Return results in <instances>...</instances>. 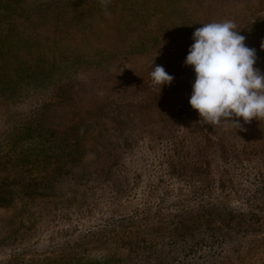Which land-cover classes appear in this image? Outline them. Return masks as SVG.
Segmentation results:
<instances>
[{
    "label": "rangeland",
    "instance_id": "obj_1",
    "mask_svg": "<svg viewBox=\"0 0 264 264\" xmlns=\"http://www.w3.org/2000/svg\"><path fill=\"white\" fill-rule=\"evenodd\" d=\"M3 1L0 15L6 19H0L1 39L18 31L27 39L20 48L8 39L10 47L0 52V80H10L9 85H0V157L26 160L33 151V158L16 168L18 174L0 168V178L9 177L0 196V264H68L82 255L104 263L112 260V254V264L117 259L121 264L171 261L181 252L176 253L177 247L162 234L177 221L175 215L181 213L180 204L191 185L171 173L169 162L177 151L184 154L190 149L193 135L207 134L209 126L202 121L201 128H190L182 113L187 94L184 78L193 68L184 64L194 42L192 34L202 23L234 21L246 37V46L256 49L254 66L264 72V0H111L110 17L105 16L100 0H46L45 7L50 6L54 16L43 6L52 23L38 28L29 24L27 14L41 0L37 5L32 3L36 0H23L26 12L21 13ZM245 9L246 17L241 18ZM67 14L82 22L77 26L70 22L64 31ZM11 19L18 20L13 29L17 31L9 30V21L3 23ZM54 23L60 29L47 43L45 32ZM106 51L113 57L109 67L102 66L104 74L95 69L100 66H91ZM76 55L82 56V64ZM2 57L9 61L6 66ZM47 60L56 63L51 71ZM37 61L39 66L33 67ZM157 65L174 77L160 93L150 76ZM87 66L91 68L85 71ZM46 73L51 82L36 88ZM106 98L114 100L111 106L101 105ZM118 114L126 118L122 129ZM239 120L244 131L225 121L212 126L213 134L239 150L260 148L257 139L264 136V120L254 118L247 124ZM27 123L41 130L13 138V128L18 132L21 125L20 133ZM101 128L110 130L105 148L97 142ZM69 135L76 141L70 140L67 146ZM112 174L119 182L129 179L132 187L115 204H101L110 189L105 178ZM135 210L139 212L134 219L120 220L131 224L113 229L110 216ZM254 235L236 236L233 243L217 237L219 246L212 247L227 248L225 254L229 249L247 251L241 257L240 253L226 255L235 264H264V238L259 237V249L248 253ZM122 240L133 245L118 248L116 243ZM195 242L188 245L195 247Z\"/></svg>",
    "mask_w": 264,
    "mask_h": 264
},
{
    "label": "trees",
    "instance_id": "obj_2",
    "mask_svg": "<svg viewBox=\"0 0 264 264\" xmlns=\"http://www.w3.org/2000/svg\"><path fill=\"white\" fill-rule=\"evenodd\" d=\"M22 1L23 0L9 2L5 0L3 2L8 8H12L15 12L19 11L21 13L26 12V9L21 6ZM37 1L38 0L32 3L35 4ZM41 1L42 4L35 6L34 12L27 14L29 24L36 28L42 27L44 23H46V25H51L52 23L48 19V15L43 12V6H46V0ZM35 5H37V3ZM45 10L53 15V13H51L52 11L50 10V6L49 9L45 7ZM246 11L247 9L242 11L240 16L241 18L246 17ZM71 15L72 14L69 16L67 14L65 16L66 18L64 21L66 24L63 28L64 31H66L70 22H73L75 26H77V24H81L82 22L76 16ZM4 16L6 15H0V19H6ZM6 21H9L8 27L10 31L18 30H13L17 27L18 20H3V23ZM52 26L54 27H52L49 32H45V40L47 43L48 40H52V35L57 34L60 29L57 23L52 24ZM1 36L2 35H0V52L3 51L4 48L10 47L7 45V43H9L8 39L16 41L14 47L19 48L24 45L23 41L27 39L23 38L21 31H18L11 37L9 34H7L8 37L5 39H1ZM37 52L39 51L37 50ZM112 57V54L107 51L103 54L101 53V59L97 61L98 64L91 67L94 68L96 66H100L101 68L97 67L95 69H99L102 71V73L107 74V71L102 70V66L104 65L103 67H107L108 65L109 67L112 62V59L110 58ZM3 58V62L6 66L7 62L9 61H7L8 59L6 57H2V60ZM75 58L80 64L84 62L81 55H76ZM46 63L48 64L46 65L48 71H51L56 67V63L51 60H47ZM34 66H39L38 61L36 62V65H33V67ZM91 67L87 66L85 71L90 70ZM40 74L41 72L39 71L37 75ZM48 75L49 74L46 73V77L43 76L39 78L42 80V82H37L36 88L47 84L49 80L51 82V78ZM195 75L196 74L192 67L188 69V72L185 75L184 89L187 90V94L182 113L186 117L185 121L191 125L190 128L195 126L199 129L202 126L201 117L199 116L197 110L193 109L189 103L192 93V84L195 81ZM80 78H82V82L86 80V78L82 75ZM43 81H45V83H43ZM9 83L10 80H7L6 82H1L0 80V85H9ZM85 86L86 85L82 87L84 91ZM120 99L121 97L118 96L117 100ZM105 101L106 102L101 105L111 106L114 102L113 99L107 98ZM61 104L62 99L59 102V105ZM4 107L7 108L6 106ZM69 116L70 115H68L66 119H68ZM118 117V126L120 129H122L126 123V118L124 116H120L119 114ZM68 125L69 121L67 126ZM67 126L65 128L66 130ZM20 127L18 128V132H16L17 130H14L13 128L12 136L13 138L15 137L16 140H18L21 134H32V132L36 133V130H41L40 127H36L33 124L27 123L19 133ZM212 129L214 128L209 125L207 134L204 135L200 133L193 135L190 139L191 143L187 141L188 145L191 146L190 149L185 150L184 154H179L177 151V154H175L169 162L171 173L175 175L177 174V176L180 177V180L178 179L179 181L183 180L186 183L189 182L191 186L189 193H186L187 195L184 198L185 200L181 202L182 204H180L179 209L181 213L175 215L177 221L167 226V232L162 234H167L169 241L173 242L174 246L177 247L176 253H181L173 255L171 261L166 259H158V264H235L236 262H232L233 259L227 258L226 255H239L240 252L236 253L237 250L229 249V253L225 254L227 248L222 251L215 250L213 247H216V245L219 246L217 237L224 236V240L229 238V243H233V240L236 236L246 237L255 234V240L250 242L248 249L250 251L248 253L254 251L255 249H259V237L264 238V233L256 234L260 231H264V136L257 139L262 145L260 148L253 146L239 150L237 147H235L233 144H229V142L225 141L223 138L215 136ZM99 131L100 132L98 134L97 142H99V144L105 148V145L108 143L110 130L101 128ZM70 137H72V135H69V138H66L67 146L71 145L70 140L72 143H75L76 141V138L70 139ZM64 139L65 138L62 137L61 141L64 142ZM66 142L64 144H66ZM118 144H120V142H118ZM125 144H128V142ZM32 154L33 151L28 152L26 160L20 159L19 156L7 158L0 157L1 162H3L0 163V168L2 165L6 167L7 174H18L16 168H19V166L23 167V165L30 163L31 158H33L31 157ZM19 161L21 164H19ZM117 165L118 163L115 165L113 164V166ZM106 173L107 175L108 173L111 174V172L108 170H106ZM105 180L107 182V188L110 189L108 194L102 197L101 204H115L116 202L120 201L123 196L128 194V191L130 190L129 186L132 187L131 181L129 179L128 182H119L118 177L114 176V174H112V176H108V178H105ZM6 181H9V177L6 178L5 176L4 178H0V196L4 193L3 184L6 183ZM189 208H192V210ZM138 212V210H135L129 214H124L121 216H110L109 221L112 222L114 227L113 229H117L121 226H123L125 229L126 226L131 223L124 224L121 223L120 220L124 221L134 219ZM256 227L259 228L255 230ZM158 229H162L161 225H158ZM175 233H178V235ZM211 236L213 240H210V243L206 239H209ZM196 239H198L197 242H195ZM192 241L195 242V247H190V245H188V243ZM129 244L132 243L129 242ZM129 244L125 243L123 240L122 243H116L118 248L121 247V249L122 247H126V245L128 246ZM139 247L140 246H137V248ZM196 249H199V253L187 256L189 255L188 252L194 251ZM243 254H247V251L241 252L239 256L241 257ZM82 256L83 257L79 258L74 263L68 264H112V261L115 260L113 254L111 257L112 260L109 261L110 258H107L104 263H101L98 260L95 261L92 258H87L84 255ZM116 262L117 264H121L122 260L117 259Z\"/></svg>",
    "mask_w": 264,
    "mask_h": 264
},
{
    "label": "clouds",
    "instance_id": "obj_3",
    "mask_svg": "<svg viewBox=\"0 0 264 264\" xmlns=\"http://www.w3.org/2000/svg\"><path fill=\"white\" fill-rule=\"evenodd\" d=\"M106 17H110L111 0H100ZM193 43L184 61L193 66L195 81L189 99L201 121L211 126L228 121L244 131L252 119L264 120V72L255 67V48L246 46V37L232 20L202 23L192 34ZM264 48V43L261 44ZM159 93L174 77L163 66L150 73Z\"/></svg>",
    "mask_w": 264,
    "mask_h": 264
}]
</instances>
